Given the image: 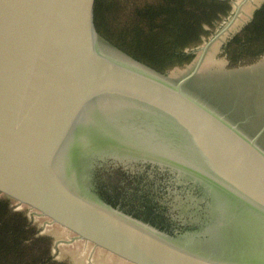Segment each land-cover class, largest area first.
I'll return each mask as SVG.
<instances>
[{"label":"water","instance_id":"obj_1","mask_svg":"<svg viewBox=\"0 0 264 264\" xmlns=\"http://www.w3.org/2000/svg\"><path fill=\"white\" fill-rule=\"evenodd\" d=\"M95 4L0 0V193L132 264H264L262 131L189 93L194 73L175 81L109 51ZM124 154L206 187L209 224L175 236L101 200L94 169ZM221 200L252 219L256 240L240 234L237 252L226 249Z\"/></svg>","mask_w":264,"mask_h":264},{"label":"rangeland","instance_id":"obj_2","mask_svg":"<svg viewBox=\"0 0 264 264\" xmlns=\"http://www.w3.org/2000/svg\"><path fill=\"white\" fill-rule=\"evenodd\" d=\"M262 3L264 0H232L230 14L192 49L195 58L184 66H175L165 75L178 81L194 73L186 90L227 115L245 132L256 135L262 131L259 144L264 148V55L251 62L233 64L223 49ZM100 37L109 51H118L110 41ZM112 161L97 165L93 173V191L105 203H114L123 213L155 228L159 229L156 225L170 228L175 236L195 232L201 228L200 222L202 226L208 222L213 199L200 183L158 162L135 158ZM0 197L8 196L0 193ZM11 202L15 210L25 212L40 230L39 234L52 238L51 252L58 262L132 264L80 238L38 210L14 199ZM175 227L179 234L174 231Z\"/></svg>","mask_w":264,"mask_h":264},{"label":"trees","instance_id":"obj_3","mask_svg":"<svg viewBox=\"0 0 264 264\" xmlns=\"http://www.w3.org/2000/svg\"><path fill=\"white\" fill-rule=\"evenodd\" d=\"M231 3L232 0H96L95 25L99 35L116 48L167 74L195 58L192 49L230 14ZM223 49L233 64L264 55V3ZM156 226L174 235L170 228ZM39 232L25 212L14 209L11 198L0 197V264H67L54 259L52 238Z\"/></svg>","mask_w":264,"mask_h":264},{"label":"bare ground","instance_id":"obj_4","mask_svg":"<svg viewBox=\"0 0 264 264\" xmlns=\"http://www.w3.org/2000/svg\"><path fill=\"white\" fill-rule=\"evenodd\" d=\"M126 156H130V155L129 154H124L123 155L124 158ZM127 158H129V157H127ZM218 196L220 197L221 195H218ZM220 199H222V198L220 197ZM220 204L222 206V207H220V211H222L225 215L228 216V219L231 221L229 226L232 228L228 232L225 233V236L231 237L230 241H227L225 243V245L227 246L226 249H228L230 251L237 252L238 250H240V248H238V247L241 245L239 241L242 238L245 240L246 237L249 234H251L252 235V239L251 240H256V237H257L255 235L256 233H254L253 231H249L250 225L252 224V219H250V217L248 216L247 213H243V214L237 215L233 205L230 202L226 201V200H221ZM239 221H240V225H243V229L241 230V232H239L238 227H236V224H239L238 223ZM260 227L262 228L261 232L264 233V225L261 224ZM213 229L211 230L212 236L215 239L216 238H220L222 235L219 234L217 231H214ZM240 234L242 235V238H240ZM214 238H211V239L213 240ZM187 240H189L190 242H196V241H200L201 238H196V239L188 238ZM205 243H208V242L205 241Z\"/></svg>","mask_w":264,"mask_h":264},{"label":"flooded vegetation","instance_id":"obj_5","mask_svg":"<svg viewBox=\"0 0 264 264\" xmlns=\"http://www.w3.org/2000/svg\"><path fill=\"white\" fill-rule=\"evenodd\" d=\"M177 218H179V217H177ZM207 219H209V218H207ZM201 223H202V222H200V227H201V228H203V227H205V226H206V225H207L209 222H205V223H204V226H202V225H203V223H202V224H201ZM198 227H199V225H197V227H196V228H198ZM201 228H199V229H201ZM176 229H177V227H175L174 231H176V233H178V234H179V233H180V231H177Z\"/></svg>","mask_w":264,"mask_h":264}]
</instances>
